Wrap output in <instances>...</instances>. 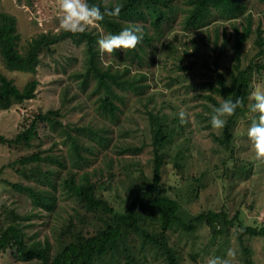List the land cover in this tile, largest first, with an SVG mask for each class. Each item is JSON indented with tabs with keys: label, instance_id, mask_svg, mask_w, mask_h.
I'll return each instance as SVG.
<instances>
[{
	"label": "rangeland",
	"instance_id": "374dc122",
	"mask_svg": "<svg viewBox=\"0 0 264 264\" xmlns=\"http://www.w3.org/2000/svg\"><path fill=\"white\" fill-rule=\"evenodd\" d=\"M175 2L183 8L187 7L183 2L180 4L179 0ZM245 2L244 14L227 18L214 12L208 20L199 25L187 23V12L185 9H178L173 18L163 21L161 33L157 32L154 40L145 45L142 59L128 50H119V53L111 55L100 52L104 64L110 63L114 66L128 64L131 72L141 70L148 74L144 79L146 94L141 99L132 90L127 89L125 95L127 102L121 105L116 121L99 113L96 101L98 94L92 93L94 79H90L84 89L80 88L81 83L78 79L80 77L76 72L86 70L85 41L76 43L67 38L57 44L54 53L43 52L36 71L8 68L0 52V73L13 79L19 88H23L34 78L38 80L35 97L10 108L0 109V135L6 138L14 137L30 124L36 114L59 108L61 113L59 117L70 126L83 123L100 127L106 125L109 129L107 135L110 137L109 142L95 145L96 152L89 153L90 163L82 164L80 167L73 166L68 157L70 144L62 140L64 135L58 129H52L48 121L40 122L38 134L30 146L9 145L0 139V214L2 210L9 212L10 209H14L21 215L28 216L23 219L27 240L43 241L48 238L54 252L58 248V236L63 227L74 221L78 224V229L81 225L77 222L85 211L75 194L64 185V178L73 172L78 177L85 170H102L103 175L107 176L109 174L107 160L110 158L114 160L113 165H110L114 172L113 179L112 182L105 181L100 188V194L114 207L123 208L125 196L123 180L126 176L122 166L132 164L130 167L137 175L141 171L148 175L152 174L151 132L143 102L147 101L145 98L148 93H156V102L148 106L156 104L159 108L164 98L188 115L185 136H189L190 139L185 152L190 167L185 168L183 174L182 171H178L171 159L163 165L162 179L165 185L177 186L175 189H169L172 196H177L182 205L193 212L225 209L232 216L240 210L245 224L264 225V162L255 160L254 147L247 137L252 116L239 117L235 127V151L229 154L215 137L222 133V128H213L210 123L212 112L204 110V103L207 102L204 94L209 92L205 82L211 80L206 63L214 67L215 59L218 60V68L226 74L227 79L229 78L228 70L233 68L235 63L233 23L242 27L249 13L252 14L253 31L241 50L242 65H246L251 59L264 60V55L258 54L259 47L255 43L257 27L264 31V0ZM0 10L16 17L17 30L20 34L18 46L21 51H24L29 41L40 32L62 30L59 26L61 15L59 0H0ZM137 22L140 24L143 21ZM96 25L87 29L99 30L100 37L106 34L104 28ZM150 29L153 31L152 27ZM226 39L225 49L220 53ZM255 86L264 87V70L261 74L255 75L253 88ZM66 91L69 98L65 100ZM217 97L221 99L220 96ZM164 107L166 108L165 104ZM86 139L88 140L87 136ZM142 143L145 145L141 151L129 152L124 149L121 151L122 144ZM33 152H39L45 158L38 162L23 164L19 161L11 165L14 160ZM173 153L174 149L170 151V154ZM51 154L61 159L64 165L48 159L47 155ZM242 165H246V169L236 168ZM37 166L43 170L53 171L51 179L55 187H51L44 179L46 177L43 176L44 172L38 175L34 172L38 169ZM203 171L207 174L202 179H192L191 175L201 176ZM92 177L95 180L101 176ZM12 182L30 185L42 192L47 188L51 189L56 195V205L53 209H46L33 204L30 193L14 187ZM196 187L199 189L193 192L192 189L196 190ZM5 216L2 215L1 219L5 220ZM210 233L209 227L203 228L202 238L195 246H191L189 239L181 241L184 264H207L208 259L217 256L229 259L231 264H245L243 257L235 259L238 247L233 236L231 244L223 247L225 254L223 251L220 254L213 242L206 251L201 250L204 243L209 241ZM176 234L178 233H173L174 236ZM138 237L135 236L136 250L140 246ZM223 240L218 237L217 242ZM252 244L253 264H264V236L254 239ZM230 249L235 253L234 259L227 256ZM15 253V248L0 250V264H31L35 261H19ZM159 262L154 261L153 264Z\"/></svg>",
	"mask_w": 264,
	"mask_h": 264
},
{
	"label": "trees",
	"instance_id": "16d2710c",
	"mask_svg": "<svg viewBox=\"0 0 264 264\" xmlns=\"http://www.w3.org/2000/svg\"><path fill=\"white\" fill-rule=\"evenodd\" d=\"M87 2L90 5H99L102 10L105 3L109 6L114 3L123 5L118 17H105L96 25V27L104 28L106 33L115 34L125 26L139 24L138 20L143 21L139 24L144 33L142 42L134 50H128L140 59L143 58L145 45L154 40L157 32L161 33L163 21L173 18L178 9H185L186 21L192 25L203 23L214 12L227 18L237 17L246 12L245 0H179L180 4L183 2L187 5L185 8L175 0H87ZM246 20L242 27L233 23L235 63L234 67L228 70L229 78L227 79L226 74L218 68V60L215 59L214 67L206 63L211 80L205 82L209 92L204 94L207 98L204 110L212 112L209 105L219 106L224 99L243 98L244 101V107L237 108L233 116L226 118L222 133L215 135L229 154L235 151V127L239 117L252 116L253 118L255 116L248 110V105L251 103L249 96L253 90L255 75L261 74L264 70V60L251 59L246 65H242L241 50L253 31L251 13L247 14ZM150 27L153 31H150ZM256 30L255 43L259 47L258 54L263 56L264 31L261 27H257ZM19 38L16 17L7 11L0 10V52L6 66L10 69L36 71L43 52L54 53L57 44L67 38L76 43L85 41L86 70L76 72V75L80 77H77L81 83L80 88L84 89L89 80L94 79L92 93L98 94L96 101L99 113L107 115L114 121L118 118L121 105L127 102L125 96L127 89L132 90L141 99L146 94L145 72L141 70L131 72L128 64L114 66L102 62L97 43L100 32L95 28L76 34L63 30L43 31L29 41L24 51H21L18 46ZM226 43L227 39L222 44L220 53L224 51ZM119 52L117 50L115 53ZM37 83L38 80L34 78L23 88H19L13 79L0 73V109L10 108L35 97ZM67 93V91L64 92L65 100L69 98ZM145 99L147 101L143 102V105L146 106L145 111L149 119L153 152L152 174L148 175L145 171H141L137 175L130 167L132 164L127 163L122 166L126 176L123 180L124 207L121 209L114 207L105 196L100 194V188L105 181L112 182L113 179L114 172L111 166L114 160L110 158L107 160L109 165L107 176L103 175L102 170H85L78 177L73 172L64 178V185L75 194L85 211L77 222L81 225L78 229V224L74 221L67 227H63L58 236V248L54 252L48 238L43 241L27 240L23 219L28 216L21 215L14 209H10L9 212L2 210L0 214V250L15 248L16 259L35 260L31 264H153L154 261H160L159 264H184L181 241L189 239L191 246H195L202 238V229L207 226L211 230L210 239L204 243L201 250L206 251L213 242L219 253L223 251L225 254L223 247L231 244L230 240L233 236L238 247L235 259L239 260L243 257L245 264H253L252 242L264 236V225L245 224L240 210L232 216L225 209L193 212L184 207L177 196H172L169 189H175L177 186L165 185L162 179L163 165L171 159L174 166L183 174H185L183 170L190 167L185 152L190 139L189 136H185L187 123H181L179 117L181 110L169 100L163 98L162 105L158 108L156 104L148 106L156 102V93H148ZM164 104L166 108H163ZM60 114L59 108L45 113L40 112L14 137L6 138L0 135V139L9 145L30 146L38 134L40 122L48 121L52 129H58L64 135L62 140L70 144L68 157L73 166L80 167L82 164L90 163L89 153L96 152L95 145L109 142L110 137L107 135L109 129L106 125L100 127L90 123L70 126L61 120ZM144 145L145 143L122 144L121 151L124 149L129 152H138L144 148ZM173 149L174 153L170 154ZM44 158L45 156L39 152H33L14 160L11 165L19 161L23 164L38 162ZM47 158L64 165L57 156L51 154L47 155ZM37 167L38 169L34 172L37 175L44 172L43 176H46L44 179L51 187H55L51 179L53 171ZM246 167L242 165L236 168L246 169ZM206 174L207 172L203 171L201 176L191 175V177L198 180ZM92 175L101 177L94 180ZM12 185L30 193L35 205L46 209H53L56 205V195L51 189L47 188L42 192L21 182H12ZM198 189L199 187H196V190L193 188L192 191L196 192ZM2 215L5 216V220L1 219ZM233 228L234 231H232ZM174 232L178 234L174 236ZM136 235L140 238L138 250L135 244ZM218 237L224 240L217 242Z\"/></svg>",
	"mask_w": 264,
	"mask_h": 264
},
{
	"label": "clouds",
	"instance_id": "9594fccd",
	"mask_svg": "<svg viewBox=\"0 0 264 264\" xmlns=\"http://www.w3.org/2000/svg\"><path fill=\"white\" fill-rule=\"evenodd\" d=\"M123 5L114 3L109 6L105 3L103 10L99 5H90L87 0H59V26L65 32L73 34L83 33L90 26H95L105 17H118L121 14ZM143 28L139 24H130L123 27L118 33L103 34L97 41L99 51L111 55L117 50H134L143 40ZM144 75H148L144 73ZM230 85V84H229ZM251 103L248 110L255 114L247 129V137L251 141L255 160L264 162V87L255 86L250 93ZM212 110L210 119L211 126L215 129L223 128L226 118L235 114L237 108L244 107L243 98L224 99L219 106L209 105ZM181 123L188 122V115L184 110L179 112ZM228 257L234 259L235 253L229 250ZM207 264H231L229 259L212 257Z\"/></svg>",
	"mask_w": 264,
	"mask_h": 264
}]
</instances>
